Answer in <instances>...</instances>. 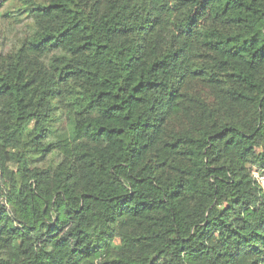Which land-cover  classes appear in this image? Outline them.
Segmentation results:
<instances>
[{
	"label": "trees",
	"instance_id": "trees-1",
	"mask_svg": "<svg viewBox=\"0 0 264 264\" xmlns=\"http://www.w3.org/2000/svg\"><path fill=\"white\" fill-rule=\"evenodd\" d=\"M264 0H0V264H264Z\"/></svg>",
	"mask_w": 264,
	"mask_h": 264
},
{
	"label": "built area",
	"instance_id": "built-area-1",
	"mask_svg": "<svg viewBox=\"0 0 264 264\" xmlns=\"http://www.w3.org/2000/svg\"><path fill=\"white\" fill-rule=\"evenodd\" d=\"M251 173L253 180L264 189V168L253 167Z\"/></svg>",
	"mask_w": 264,
	"mask_h": 264
}]
</instances>
